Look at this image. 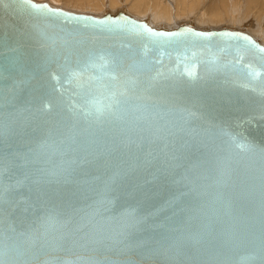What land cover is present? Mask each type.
Returning <instances> with one entry per match:
<instances>
[{"label": "water", "instance_id": "1", "mask_svg": "<svg viewBox=\"0 0 264 264\" xmlns=\"http://www.w3.org/2000/svg\"><path fill=\"white\" fill-rule=\"evenodd\" d=\"M151 23L0 0L4 264H264V45Z\"/></svg>", "mask_w": 264, "mask_h": 264}, {"label": "bare ground", "instance_id": "2", "mask_svg": "<svg viewBox=\"0 0 264 264\" xmlns=\"http://www.w3.org/2000/svg\"><path fill=\"white\" fill-rule=\"evenodd\" d=\"M80 13L115 14L121 10L164 28L239 29L264 45V0H35Z\"/></svg>", "mask_w": 264, "mask_h": 264}, {"label": "snow or ice", "instance_id": "3", "mask_svg": "<svg viewBox=\"0 0 264 264\" xmlns=\"http://www.w3.org/2000/svg\"><path fill=\"white\" fill-rule=\"evenodd\" d=\"M229 35H230V34H229ZM242 39H244V40H249L248 37H242ZM261 51H264V49H262ZM0 264H4L3 260H0Z\"/></svg>", "mask_w": 264, "mask_h": 264}]
</instances>
